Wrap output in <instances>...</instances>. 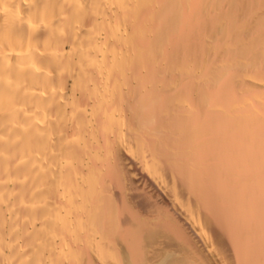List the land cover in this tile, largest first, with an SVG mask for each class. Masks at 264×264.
Segmentation results:
<instances>
[{
  "label": "bare ground",
  "instance_id": "1",
  "mask_svg": "<svg viewBox=\"0 0 264 264\" xmlns=\"http://www.w3.org/2000/svg\"><path fill=\"white\" fill-rule=\"evenodd\" d=\"M0 264H264V0H0Z\"/></svg>",
  "mask_w": 264,
  "mask_h": 264
}]
</instances>
